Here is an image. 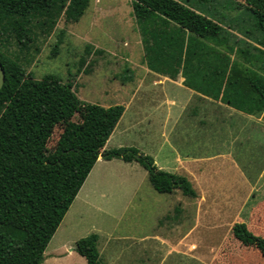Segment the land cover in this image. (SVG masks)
Listing matches in <instances>:
<instances>
[{
    "label": "rangeland",
    "instance_id": "374dc122",
    "mask_svg": "<svg viewBox=\"0 0 264 264\" xmlns=\"http://www.w3.org/2000/svg\"><path fill=\"white\" fill-rule=\"evenodd\" d=\"M208 2L210 11L213 7L217 9L216 21L221 14H226L228 20L243 15L242 11L246 12L248 6L261 7L264 4V0ZM188 5L195 9L194 0H190ZM32 22L35 26L36 21ZM35 27L31 47L20 49L22 44L18 42L15 25L0 20V49L10 51L26 73H31L35 78L52 73L64 81L72 80L77 95L86 102L104 107L124 104L123 98H127L135 81L140 78H144L146 83L141 95H150L155 99L158 96L157 102L142 103L143 108L153 107L154 110L160 96L168 93L169 97H176L179 92L173 67L178 59H181L180 64L185 61L183 54L177 55L178 48L168 45L165 33L159 37L158 32L161 31L148 30L150 27L139 23L132 0H90L78 21L68 22L61 16L48 35H43L40 28ZM229 28L242 36L238 25ZM204 43L224 45L216 44L213 39ZM252 52L235 49L230 55L232 60L246 65L253 62L255 70L263 73L264 53L257 50ZM167 61L168 67L165 65ZM154 77H165L167 81L150 85ZM120 87L123 91L115 92ZM193 104L190 101L185 110L186 120L193 119L190 117ZM134 105L128 107L124 122L127 117L133 116ZM206 109H211V104ZM159 111H155V120L152 117L153 128L156 129L160 122ZM222 115V111H217L216 121L210 124L208 118L206 123L196 118L187 124L199 129L200 133L195 136L202 140L200 153L211 157L206 172L196 177L200 183V194L196 198L182 197L178 192L169 198L168 193L156 191L149 181L148 171L142 166L143 174L129 171L118 164L100 168V247L104 264L264 262V256L257 248L245 246L232 232L235 223L245 222L251 231L264 237V112L249 119L221 118ZM78 125V116L57 125L48 142V150H53L61 139L72 137V131ZM121 127L108 140L109 150L129 147L137 148L151 157L156 154L157 147H151L144 133L132 129L121 131ZM206 134L211 139L207 145L204 142ZM134 182L140 184L136 187L135 198L129 202L130 194L126 192ZM190 184L193 183L190 181ZM176 206L179 207L178 212ZM79 214L73 211L64 224L60 223L50 245L62 235L69 242L92 233L99 234L96 227L99 224L97 210L90 206L83 208L81 216ZM65 227L67 229L64 231ZM115 230L117 234L119 231L132 240H112L111 245L108 242L101 244L102 239L112 238ZM151 232L154 235L150 241L132 238ZM113 248L120 252L114 258L110 253ZM78 255L70 264H88L84 256Z\"/></svg>",
    "mask_w": 264,
    "mask_h": 264
},
{
    "label": "trees",
    "instance_id": "16d2710c",
    "mask_svg": "<svg viewBox=\"0 0 264 264\" xmlns=\"http://www.w3.org/2000/svg\"><path fill=\"white\" fill-rule=\"evenodd\" d=\"M132 1L139 23L161 31L159 37L165 33L168 45L178 48L177 55L183 54L182 64L181 59L175 61V78L182 72L189 87L199 90L210 83L209 92L217 98L222 93L223 100L235 108L257 115L264 112V62L260 73L252 61L246 65L230 55L235 49L264 53V4L248 6L243 15L228 20L221 14L216 21L217 9L210 11L209 0H194L195 9L188 5L190 0ZM89 3L0 0V20L14 24L20 49H29L35 26L48 35L61 16L78 21ZM234 25L242 36L230 30ZM212 39L223 47L204 43ZM161 51L163 55L162 47ZM0 61L5 70L0 89V264H43L49 242L101 154L138 161L158 192L180 188L188 196L197 195L187 177L159 169L151 156L137 148L104 149L124 113L123 104L104 107L86 102L77 95L72 80L52 73L35 78L8 50L0 49ZM74 116L79 117V125L73 136L61 139L49 151L56 126ZM232 232L264 256V237L245 222L235 223ZM98 238L92 233L76 242L88 264H103Z\"/></svg>",
    "mask_w": 264,
    "mask_h": 264
},
{
    "label": "crops",
    "instance_id": "0c3cea01",
    "mask_svg": "<svg viewBox=\"0 0 264 264\" xmlns=\"http://www.w3.org/2000/svg\"><path fill=\"white\" fill-rule=\"evenodd\" d=\"M164 80H166L165 77L162 79L161 77H157V78L154 77L150 85H157V82L158 84H162L161 81ZM144 82H145L144 78H140L137 81H135L134 87L126 96L127 98H123L122 103H124L123 105L125 107L124 113L121 116L120 120L118 121L115 129L111 133L109 139L119 129L121 125H122L121 131H127V129L128 130L132 129L135 132L139 131L141 133H144V135L147 136V141L151 143V147L152 148L157 147L156 148L157 150L155 151L156 154H154L152 157L154 159L156 166L159 169L168 171L170 173L187 177V179L193 183L192 187H194L197 194L196 196H188L184 194V192L180 188H176L173 192L168 193L169 198H171L172 195L178 193L181 194L182 197L185 196V197L196 198L200 194V188H199L200 183H199V179L196 180L197 179L196 177L198 175L201 176L204 172H206L205 169L206 166L209 165V160H211V157L203 156L200 153L201 148L199 146L202 143V140H200L199 137L195 136V134L200 133L198 131L199 129H196V126L187 125V124L192 123L196 118H199L200 122L202 123H206V119L208 118L209 119L208 122L210 124L216 121L214 118L216 117L217 111H222L223 115L220 116L221 118L240 117V118L249 119L253 116L256 117L255 115L257 114H250L235 108L234 106L230 105L225 100H223L222 93L218 98L213 96V94L209 92L210 83L206 84V87L203 86V88H200L199 90L187 86L185 84V76L183 75L182 72L178 74L175 80L177 91H179L176 97L174 96L169 97L168 93H165L159 97L158 99L159 102L155 106L154 110H152L153 107L145 106V108H143V106H141L143 105L142 103H148L149 101L154 102L158 97L157 96L155 99L150 95H145V96L141 95L142 90H144L142 89V87L146 84ZM121 86L123 85L121 84ZM122 91L123 88L120 87L115 92L119 93ZM190 101L194 103L193 108L190 110V115H191L190 117H193V119L186 120L185 110ZM133 103H135L134 109H132L133 116L127 117V121L124 122L123 120L125 119V116L127 114L128 111L127 109L128 107L131 108ZM210 104H211V109H206L209 108ZM159 107H161L160 111L158 110ZM156 110L159 111L158 114L160 116V122L157 129L156 127L153 128L155 124L154 123L152 124V117L154 120L155 118H157V114L155 112ZM200 110L203 112H201ZM136 112L137 115L134 116ZM156 135L157 137H155ZM108 140L104 147V149L106 150H109V148L107 147ZM210 141L211 139L207 135L204 141L206 143L205 145L209 144ZM157 144L158 146H156ZM117 158L120 160H118ZM114 161H118L120 163H116ZM110 164H118L124 167L125 169L129 171H133L137 174L140 172L142 173V167H144L138 161H125L124 159L119 157L107 158L106 154L100 155L96 163L94 164L91 172L87 176L84 184L79 190L75 200L73 201L72 203L73 206L72 207L70 206L71 208H69V210L67 211L66 215L64 216L61 222V224L62 223L64 224L68 216L72 215L73 211L82 214L83 208H90V206H93V210L96 209L98 215L99 224L96 227H97V231L99 232L98 234L99 238L97 242V247L101 259H102V255H101L102 248L100 247V173L102 172L100 171V168L103 169L104 166H108ZM103 178L105 177H102L101 179ZM148 178H149V173H148ZM139 184H140L139 182H134L131 183V186L128 187L126 193L127 195L130 194L128 197L129 202L133 197L135 198L137 194L136 187L139 186ZM178 208L179 207L177 206L175 208L177 212L179 211ZM81 214H79V216H81ZM66 229L67 227L64 228V231ZM153 235H154L153 232H151L150 234L140 233L139 236H134L132 238H137L141 241H147L149 239L150 241ZM111 237L112 238L110 239L108 238L102 239L101 244L103 242L106 243L108 242V244L111 245L112 240L114 241L132 240L131 238L125 237V235L123 236L122 233H120L119 231L117 234V230L114 231ZM66 239L67 238H65L62 235L60 239L54 241L53 245H50L51 241L49 242L44 252L45 258L43 264H70L71 260L77 259L76 257L79 256L78 254H80L76 249L77 240H71L68 242ZM110 253L113 254L112 258L116 256L115 254L117 253L120 254V252L114 248L110 251ZM102 263L104 264V262Z\"/></svg>",
    "mask_w": 264,
    "mask_h": 264
},
{
    "label": "water",
    "instance_id": "95a60500",
    "mask_svg": "<svg viewBox=\"0 0 264 264\" xmlns=\"http://www.w3.org/2000/svg\"><path fill=\"white\" fill-rule=\"evenodd\" d=\"M4 81H5V70L2 66V63L0 61V89L2 88L3 84H4ZM103 155V154H101ZM0 245H1V242H0Z\"/></svg>",
    "mask_w": 264,
    "mask_h": 264
}]
</instances>
